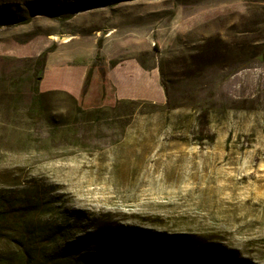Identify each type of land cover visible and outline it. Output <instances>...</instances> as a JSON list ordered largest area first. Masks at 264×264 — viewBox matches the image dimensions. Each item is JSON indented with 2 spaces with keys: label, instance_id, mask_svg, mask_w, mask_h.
<instances>
[{
  "label": "rangeland",
  "instance_id": "rangeland-1",
  "mask_svg": "<svg viewBox=\"0 0 264 264\" xmlns=\"http://www.w3.org/2000/svg\"><path fill=\"white\" fill-rule=\"evenodd\" d=\"M263 51L264 0H0V192L51 249L127 226L264 264Z\"/></svg>",
  "mask_w": 264,
  "mask_h": 264
},
{
  "label": "trees",
  "instance_id": "trees-1",
  "mask_svg": "<svg viewBox=\"0 0 264 264\" xmlns=\"http://www.w3.org/2000/svg\"><path fill=\"white\" fill-rule=\"evenodd\" d=\"M44 55L37 59L42 68ZM96 60L102 61L99 53ZM41 78L42 70L35 76L32 91V107L37 109ZM35 197L33 192L22 197L0 192V264H251L235 250L199 235L155 233L127 226L98 227L51 249L57 232L33 228L31 222L40 208L31 201Z\"/></svg>",
  "mask_w": 264,
  "mask_h": 264
},
{
  "label": "crops",
  "instance_id": "crops-1",
  "mask_svg": "<svg viewBox=\"0 0 264 264\" xmlns=\"http://www.w3.org/2000/svg\"><path fill=\"white\" fill-rule=\"evenodd\" d=\"M105 63H107L109 66L107 73H106V76H107L108 80L111 82V84L116 88V92H117L116 84L118 82L115 78L116 75L114 74V72H118L120 67L126 66V65L130 66V68L133 70V73L137 70L136 66L134 65V63H132L131 60H129L127 62L126 61L120 62L119 64L115 65L114 67H112L111 64L109 63V61L107 62V60H105ZM135 77H136V74H135Z\"/></svg>",
  "mask_w": 264,
  "mask_h": 264
},
{
  "label": "bare ground",
  "instance_id": "bare-ground-1",
  "mask_svg": "<svg viewBox=\"0 0 264 264\" xmlns=\"http://www.w3.org/2000/svg\"><path fill=\"white\" fill-rule=\"evenodd\" d=\"M69 38L70 37H68V36H61V37H55V40H57V41H59L60 43H62V42H66V41H68L69 40Z\"/></svg>",
  "mask_w": 264,
  "mask_h": 264
}]
</instances>
